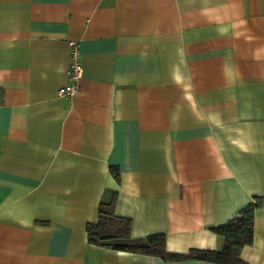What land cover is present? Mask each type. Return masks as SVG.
<instances>
[{
  "label": "crops",
  "instance_id": "obj_1",
  "mask_svg": "<svg viewBox=\"0 0 264 264\" xmlns=\"http://www.w3.org/2000/svg\"><path fill=\"white\" fill-rule=\"evenodd\" d=\"M255 200L264 264V0H0V264H219L87 225L112 202L129 242L220 250Z\"/></svg>",
  "mask_w": 264,
  "mask_h": 264
},
{
  "label": "trees",
  "instance_id": "obj_2",
  "mask_svg": "<svg viewBox=\"0 0 264 264\" xmlns=\"http://www.w3.org/2000/svg\"><path fill=\"white\" fill-rule=\"evenodd\" d=\"M259 204L255 200L226 224L212 228L225 239L220 250L194 248L186 254L166 255L162 234L149 235L144 243L129 242L130 221L114 215L112 202L101 203L97 223L87 225L88 242L104 244L114 250L158 254L169 260L196 259L219 264H248L239 257V253L244 245L253 240V215Z\"/></svg>",
  "mask_w": 264,
  "mask_h": 264
},
{
  "label": "built area",
  "instance_id": "obj_3",
  "mask_svg": "<svg viewBox=\"0 0 264 264\" xmlns=\"http://www.w3.org/2000/svg\"><path fill=\"white\" fill-rule=\"evenodd\" d=\"M71 65L68 70V78L70 82L58 90L59 96L70 98L79 88V78L82 75V66L80 54L76 43H71Z\"/></svg>",
  "mask_w": 264,
  "mask_h": 264
}]
</instances>
